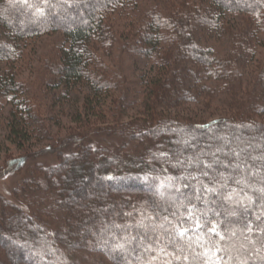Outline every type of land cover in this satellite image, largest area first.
<instances>
[{"label": "trees", "instance_id": "16d2710c", "mask_svg": "<svg viewBox=\"0 0 264 264\" xmlns=\"http://www.w3.org/2000/svg\"><path fill=\"white\" fill-rule=\"evenodd\" d=\"M111 15L118 16L115 29ZM231 17L246 20L243 28H231ZM122 21L127 29L119 28ZM253 23L264 30V0H0V24L13 40L61 34L50 91L65 100L84 82L101 110L109 107V92L120 93L109 95L120 105L130 93L129 86L118 89L119 69L102 63L101 54L115 46L161 70L133 82L143 87L148 105L218 98L216 90H231L232 81L239 90L243 68L256 55ZM226 35L232 56L216 57L206 39ZM11 52L0 44V62ZM257 73L263 81L264 68ZM219 79L225 82L216 84ZM18 89L12 74L0 76V97L16 109L10 110L9 134L42 140L43 121L16 99ZM252 92L243 112L205 125L158 119L153 110L148 123L127 135L130 149L123 143L109 151L75 139L71 153L44 168L48 175L25 164V156L8 160L7 168H27L33 176L14 183L13 201L0 196V264H264V121L258 116L264 87ZM97 133L114 134L107 128ZM250 141L258 144L233 147ZM208 163L213 167L206 169ZM205 218L223 239L208 231ZM195 222L202 224L198 238L179 235Z\"/></svg>", "mask_w": 264, "mask_h": 264}, {"label": "rangeland", "instance_id": "374dc122", "mask_svg": "<svg viewBox=\"0 0 264 264\" xmlns=\"http://www.w3.org/2000/svg\"><path fill=\"white\" fill-rule=\"evenodd\" d=\"M126 2L133 4L147 2V0H126ZM188 2L191 4L192 0H188ZM173 4L175 5L174 1ZM120 6L123 8L122 3ZM112 9L114 10L113 13L116 12L118 15L120 11L118 6L112 7ZM113 15L109 16L110 21L108 24L110 28L115 29L114 24L118 16L113 19ZM228 20L229 25L233 29L235 27L240 28V26L243 28L244 22L246 23V20H244L242 24L239 17L233 19L231 17ZM125 22L122 21V23L118 24L120 29L122 27H124L123 29H127V25L123 26ZM254 22H258V20L256 19ZM251 30L256 33L254 46L256 55L243 68V80L240 82V89L238 90L234 81H227L231 86V90L219 88L215 92L218 98H201L198 101L196 100L197 103L186 101L180 103L167 101V103H162L160 101L155 106L148 105L149 101H145L146 92L143 90V87L134 85L133 82H137L138 78L143 82L150 80V77L156 78L157 74L161 71L159 67L152 65L150 68L148 62L140 56L131 55L127 51H118L115 48L116 46L107 50V55L105 56L100 53L105 67L111 70L119 69V72L123 74L122 79H119L118 89L121 88L120 85H123L124 88L129 86L130 89V93L123 94L125 101L120 100L121 102L123 101L121 105L118 101L111 103L109 100V95L116 96L120 93L117 91L109 92L107 100V105L111 108L109 112V107L105 110L95 107L94 103L98 98H90L91 96H89L84 82L77 84L76 88L65 100H59L58 91L56 94L50 91L49 83L54 79V66L57 63L58 51L63 41L61 34H49L36 39L27 38L26 40L16 41L7 35L0 24V44H5L6 47L12 49L11 58L0 62V76L4 73H7L9 76L13 75L14 81L19 86V89L15 92L17 94L16 99L29 103L27 106L31 107V114L43 121L46 131L45 137L39 141L33 137L16 138V140L13 136L11 138L9 134L10 127L8 125V122L11 120L9 114L10 110L16 109L11 104V101L0 97V196L13 201L14 183L17 180L20 184L25 183L28 178L33 176V173L27 170V168H20L14 171L7 168L6 164L8 160L25 156V164H33V167L38 165L39 171H41L45 167H48L49 163L58 165L62 160L61 158L66 157L68 153L72 152L70 150L72 149L71 147L75 146L73 143L76 140L93 145L95 148L101 147L109 151L118 150L123 143H128V149H130L131 144L128 142L129 137L127 135L134 130L132 128L140 127L146 124V122L148 123L153 110L152 115L158 119L166 116L180 117L186 118L192 124L198 125H205L216 120L232 119L233 116L243 112L245 110L243 109L244 104L250 105L253 103L254 98L251 96L253 94L252 89L254 88L256 92L257 89L262 90L264 87L260 84L261 82L264 83V80L261 81L257 73L264 68V30H257L256 23L251 25ZM115 35L118 34L115 33ZM227 38V35L225 38H218L217 36L212 39L207 38L206 44L212 48L215 56L225 58L232 56V46L229 38ZM257 62H259V66ZM255 79L256 83H258L256 86L253 85ZM224 82L225 80L221 79L215 81L216 84L220 85ZM130 83H133V85L130 86ZM17 114L19 113L17 112ZM253 114L254 116L257 115ZM258 116L260 120L264 121V114ZM256 118L258 117L256 116ZM21 120L23 121V118ZM13 121L17 123V118ZM25 121L30 128L32 121L28 118H25ZM105 128L114 132V134L110 136L102 134L100 136L97 133V131ZM58 140L60 143H58ZM61 140H65L63 146H60ZM252 144L258 143L254 141H250V143L244 145L236 143L233 147L241 149V147L252 146ZM49 147L51 149L47 152L46 150ZM91 148V153H96V151L94 152V148ZM240 149L237 153L240 152ZM44 171L48 175L49 172L47 170ZM244 178L237 177L236 181L243 183L245 181ZM59 182L61 181L59 180ZM17 202L15 201V203ZM1 215L0 213V223L2 222ZM198 223L201 225L200 227H197ZM184 229H187L184 235L198 238L201 233L202 224L195 222L192 226ZM217 232L219 231L217 230ZM213 234L217 238L220 237V235ZM212 239L215 240V237Z\"/></svg>", "mask_w": 264, "mask_h": 264}, {"label": "snow or ice", "instance_id": "6c2138e0", "mask_svg": "<svg viewBox=\"0 0 264 264\" xmlns=\"http://www.w3.org/2000/svg\"><path fill=\"white\" fill-rule=\"evenodd\" d=\"M218 151H219V149H218ZM200 162H201V161H200L199 158H198V159L196 160V164H197V166H199ZM216 162H217V161H215V160L213 161V163H216ZM213 163H208V164H206V165H205V168H206V169H210V168H212V167H213ZM202 174H203L204 176H208V172H207V171H203ZM221 178H223L222 175H221ZM209 179L212 180V179H214V178H211V177H210ZM222 186H223V185H222ZM207 191H209V192H214V191H216V189H215V188H208ZM196 198H197V199H200V197H196ZM189 215H191V212H190V211H189ZM204 222H205V224H207V223H211V227L208 229L209 232L215 233V234L218 235V236L220 235V233L217 232V224H216V223L208 221L207 218H205V221H204ZM200 226H201V225L198 223V224H197V227H200ZM185 231H187V229H184V230L180 231V232H179V235H180V236H183ZM220 238L223 239L222 236H221Z\"/></svg>", "mask_w": 264, "mask_h": 264}]
</instances>
